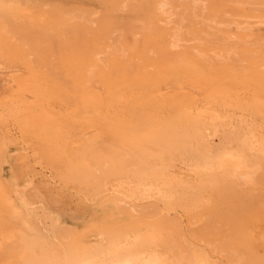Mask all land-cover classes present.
I'll return each instance as SVG.
<instances>
[{"label": "bare ground", "instance_id": "6f19581e", "mask_svg": "<svg viewBox=\"0 0 264 264\" xmlns=\"http://www.w3.org/2000/svg\"><path fill=\"white\" fill-rule=\"evenodd\" d=\"M194 1L196 0H192L193 5H195ZM67 2L68 0L49 1L48 5L55 16L50 21L42 18L38 12L37 5L42 3L41 0H0V26L5 23L11 24L14 33L19 36L21 46L18 49L21 54H18L17 61L20 65L30 68L29 61L22 54L25 47H31L37 54L51 60L50 69L45 73L50 87L47 88L49 98L66 104L70 114L77 113L83 116L89 108L95 110V113L102 108L108 112L110 108L120 104L129 110L126 112L131 115L129 120L113 117L115 139L122 145H135L128 131L130 126H137L142 135L141 141L138 142L141 144L136 142L138 147L141 146L136 150L138 155L135 154L137 157H133L136 158L133 160L119 156L120 151H117L120 171L116 163L117 169L116 167L115 169L119 174L115 172L117 175L114 174L115 176L113 175L114 177L109 180L107 175L112 169H106L104 175L94 180L99 186L101 195L108 197L120 213L128 216L123 221L111 222L112 224L106 226L102 224L101 228L88 235H77L53 227L52 241L39 235L33 240L23 241V246L19 244L22 246V250L20 249L22 252L15 264H208V259L202 253L195 250L185 252L178 248L177 240L172 235V227L166 222L167 219H164L166 217L162 216V211L159 212L157 208L159 205H172L178 195L206 190L215 200L216 207L225 209L231 217L226 223L229 226L230 236L240 238L250 246L252 244L250 234L240 232L239 227L257 211L258 203L264 201V190H261L264 185V22L258 19L259 21L255 22L238 23L230 36L213 40L208 61L210 65V75L208 74L206 80L208 86L199 89L194 85L195 79L200 75L199 71L192 73L189 70L180 77L173 69L181 62L177 58L179 53L176 52L180 42L177 30L175 33L169 32L166 39L162 40L161 46L157 47H152L150 44L152 39L151 41L148 39L146 42L148 45L144 47L132 40L134 45L131 50L135 55L145 58L143 64H136L140 66V68L137 66L136 70L133 67L124 72L105 70L96 61H90L87 67L79 70L68 69V66H73L74 58L85 55L84 44L90 42L86 36L96 33L92 29L89 30L88 23L100 20L116 21L120 16L130 13L134 21H129L130 28L128 27L126 34L131 35L132 32L145 29L146 24H142L140 18L141 13L144 12L143 19L150 22L151 28L154 24L163 26L167 22L165 12L168 6L167 0H148L147 3L142 1L144 7H137L127 0H112L110 6L107 7L109 4L107 3V8L105 7L100 13L90 12L83 15L84 17L78 16L77 24H71L74 18L67 17V10L64 9V4ZM228 2L224 3L227 7L231 6ZM232 2L243 6L264 7V0H232ZM224 4L222 5L225 9ZM32 9L35 10V15L29 19L27 16ZM252 14L254 17L258 15L257 11ZM259 14L261 15L260 11ZM94 15L97 18L92 20L90 17ZM4 45L11 49L7 43ZM94 47L93 54L89 56L91 58L96 57L100 51L98 47ZM157 52L162 55L159 64H155L153 59L149 58V55ZM188 54L186 55H194L192 52ZM194 56L197 57L196 54ZM132 65L135 63L132 62ZM165 75L172 76L169 79L172 87L168 88L165 85L168 81ZM185 83L191 84L189 87L193 89L192 92L197 90L201 92L187 96L183 88ZM169 89L173 90L174 94L182 96V99L176 101L173 109L169 108L171 118L161 130L166 135L168 125L174 127V130L171 128L170 131L174 132L176 139L173 144L165 140L164 135L147 139L152 135L149 130L152 115H149L153 110L150 112L146 109L149 111L147 112L144 109H137L141 107L159 109L161 107L159 104L162 105L164 101V91ZM99 90L102 92L98 93ZM30 92L36 97L45 95L37 83L32 85ZM184 97H187V100L181 101ZM32 116L44 128L56 124L55 118H44L39 113H34ZM178 128L182 131L178 132ZM151 140L156 142L151 144L157 145L153 146L152 150L145 146ZM60 142V137L57 138L55 135L49 138L50 152L55 156L64 152V145ZM194 142L196 147H193ZM178 150H183L188 155L185 160L179 162L185 168L187 175L175 171L176 153L174 152ZM105 174L109 181L102 178ZM107 185L110 187L109 191L105 188ZM0 190L3 196L7 194L4 185ZM180 198L183 199L182 196ZM228 202L232 205L225 207ZM1 206L4 205L1 204L0 208ZM2 212L4 211L1 208L0 227L7 223L4 221L5 213ZM36 216L21 208L15 214V221L18 220L24 229L37 231ZM110 219L112 220V217ZM12 236L14 237V234H2L0 240L13 242L15 239L13 240ZM263 257L264 254L254 257L251 264H264L261 261Z\"/></svg>", "mask_w": 264, "mask_h": 264}, {"label": "rangeland", "instance_id": "374dc122", "mask_svg": "<svg viewBox=\"0 0 264 264\" xmlns=\"http://www.w3.org/2000/svg\"><path fill=\"white\" fill-rule=\"evenodd\" d=\"M49 1L41 0L42 3H39L37 8L42 18L51 21L55 16L52 8L48 5ZM127 1L137 7H144L142 1L148 2V0ZM176 1L167 0L168 6L165 9L167 22L163 26L154 24L152 29L150 22L143 19L145 13L140 12L142 24H146L144 25L145 29H142L143 32L139 30L132 32L131 35L126 34L130 28L129 21H134V18L130 17V13L120 16V19H116V21L100 20L88 23L89 30L92 29L96 33L95 35L86 36L90 42L84 44V57L74 58L73 66H68V69L70 71L79 70L87 67L90 61H96L105 70L124 72L132 67L136 70L138 66L136 64H143L145 58L135 55L134 51L131 50L134 45L132 40L139 42L144 47L148 45L146 44L147 40L150 39L151 41L152 39L151 42L149 41L150 44L152 47H157L161 46L162 40L166 39L169 32L175 33L177 30L180 42L176 52L179 53L177 58L181 62L176 64L173 69L179 73L180 77L184 73H188L189 70L192 73L199 71L200 75L195 79L194 85L198 86L199 89H204L208 86V81H206L210 75L208 61L214 41L221 37L230 36L238 23L255 22L258 19L264 22V18H262L264 17V7L260 6H243V4H234L232 0H229V2L228 0H196L194 1L195 5H193L192 0H182L185 4L180 0L177 3ZM227 2L231 6L228 5L227 7V4H224ZM107 3H109L108 6ZM111 3L112 0H68L67 4H64V9L67 10V17L74 18L71 24H77L78 16L84 17L90 12L93 14L99 11L100 13L106 6L109 7ZM190 3L192 4L190 5ZM221 3L224 4L225 9ZM215 4H219V7ZM198 8L201 10H198ZM34 11L32 9L28 13L27 17L29 19L35 15ZM256 11L258 17H254L252 14ZM185 14L186 16L189 15V18ZM90 18L95 20L97 17L94 15ZM4 40L5 42H3ZM5 43L10 45L11 49L4 45ZM20 46L19 36L14 33L11 24L5 23L0 26V189L4 185L7 193L3 196L0 190V199L1 195L5 197V199L2 197L0 200V205H4L1 208L4 211L2 213H5V215L3 214L4 219H6L4 221L7 222H4L6 224L0 227V235L11 233L15 237L12 236L15 242L13 240H11L13 242L0 240V264H15L16 259L19 258L22 252L20 249L22 250L23 241L25 240L30 241L40 235L44 239L52 241L53 234L51 230L53 227L77 235H88L102 226L123 221L128 215L120 213L117 206L108 197L101 195L99 186L94 180L104 175L103 172L106 173V169H112L111 173L109 172L110 174L107 175L109 180L112 179L119 174L116 170L117 167L120 171V165L117 164L118 155L134 160L136 158L133 157L138 155L136 150L141 147L137 145L142 136L137 126H130L128 131L131 139L134 140L132 143L137 145L136 148L133 144L122 145L116 142L113 117L117 116L119 120L124 121L129 120L131 117L130 114L126 113L129 110L121 104L115 108H110L108 112L105 111V108H102L95 113L94 109L92 111L89 108L87 113L82 116L77 113L70 114L66 104L49 98V89L47 88L50 87L45 73L50 69L51 60L37 54L31 47H25L22 54L30 63V68H26L17 61V56L20 53L18 47ZM94 46L98 47L100 51H98L99 54L96 57L91 58L89 56L93 54ZM190 52L196 54L197 57L194 55L188 56ZM161 56L157 52L149 55V58H152L155 64H159L161 63ZM132 62L135 65H132ZM138 67L140 68V66ZM88 69H93V67H88ZM171 77L165 75V79L168 80L165 85L168 88L172 87L169 82ZM35 83L40 85L44 91V97H36L30 92L32 85ZM190 85V83L183 84L184 93L187 96L197 95L198 91L201 92V90L192 92L193 89L189 87ZM101 92L102 90L98 91V93ZM164 93L163 108L161 104H159L161 107L156 110L147 107L137 108L138 110L148 109L150 112L153 110L150 115L148 114L149 116L152 115L149 126L152 135L148 136L147 139L164 135L161 130L171 118L170 110L173 109L178 99H182V96L174 94L171 89L164 91ZM186 100L187 97H184V100L181 101ZM148 110L146 111L149 112ZM111 112L116 113V115ZM34 113L42 114L44 118H55L56 124L44 128L33 118L32 114ZM128 115L130 116L128 117ZM168 126V132L166 130L165 133L167 134L164 135L166 136L165 140L173 144L176 139L174 132L170 131L174 127ZM179 128L182 129L180 126ZM179 128L178 132H181L182 130ZM52 135L57 138L60 137V143L64 145V152L58 156L50 152L49 138ZM155 140L153 142L152 140L150 142L145 141V143L147 142L145 144L147 149L152 150L153 146H157L153 145L156 144ZM138 144H141V142ZM131 146H133V150H130L132 149ZM194 146H197L195 142L193 143ZM128 152L130 153L128 154ZM174 153H176V155L173 154L174 159H176V162L178 161L175 162V171L187 175L185 168L180 163L188 155L183 150ZM176 164L178 165L176 166ZM107 176L105 174L102 178L106 179ZM109 180L107 178L105 181ZM105 188L108 191L110 189L108 185ZM261 190H264V185ZM208 193L206 190L181 194L175 198V201L171 203L172 205H159L160 207H157L160 210L159 212L162 211V216L166 217L164 218L167 219L166 222L172 227V235L177 240L178 248L185 252L195 250L202 253L208 259V264H251L254 257L264 254V201L258 203L257 211L251 215L253 217H248L239 227L240 232H246L252 238V244L248 246L240 238L230 236L229 226L226 224L230 216H228L225 209L221 210L220 207H216L215 200ZM179 196H182L183 199ZM174 203L175 206H173ZM230 205L232 204L228 202L225 207H230ZM21 208L32 213V215H37L35 218L38 219V232L24 229L18 220L15 221V214ZM15 222L18 223H16L18 227L15 226ZM7 224L8 226H6ZM21 228H23V231L19 230ZM38 228L41 230L39 231ZM24 234H27V236ZM19 244L22 246H19ZM261 261L264 262V257Z\"/></svg>", "mask_w": 264, "mask_h": 264}]
</instances>
